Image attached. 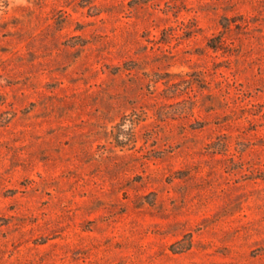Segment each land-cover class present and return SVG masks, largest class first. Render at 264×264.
I'll list each match as a JSON object with an SVG mask.
<instances>
[{
  "label": "rangeland",
  "instance_id": "374dc122",
  "mask_svg": "<svg viewBox=\"0 0 264 264\" xmlns=\"http://www.w3.org/2000/svg\"><path fill=\"white\" fill-rule=\"evenodd\" d=\"M0 264H264V0H0Z\"/></svg>",
  "mask_w": 264,
  "mask_h": 264
}]
</instances>
